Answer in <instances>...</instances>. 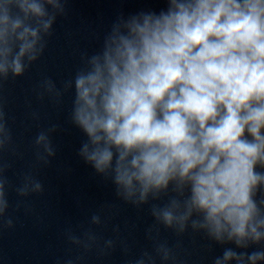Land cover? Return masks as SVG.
I'll use <instances>...</instances> for the list:
<instances>
[{
    "label": "clouds",
    "instance_id": "obj_1",
    "mask_svg": "<svg viewBox=\"0 0 264 264\" xmlns=\"http://www.w3.org/2000/svg\"><path fill=\"white\" fill-rule=\"evenodd\" d=\"M29 14L44 16L43 5L0 4V73L18 75L22 57L35 59ZM124 26L75 78L73 119L94 146L86 143L82 155L103 172L115 148V182L128 195L139 185L143 200L175 181L190 191L181 220L195 210L217 239L260 240L264 219L253 197L264 183L255 170L264 166V0H168L166 10ZM13 36L23 43L9 62ZM161 214L171 224L172 211Z\"/></svg>",
    "mask_w": 264,
    "mask_h": 264
},
{
    "label": "water",
    "instance_id": "obj_2",
    "mask_svg": "<svg viewBox=\"0 0 264 264\" xmlns=\"http://www.w3.org/2000/svg\"><path fill=\"white\" fill-rule=\"evenodd\" d=\"M38 2L45 15L24 21L37 30L28 37L36 40L35 59L22 57L18 75L10 67L0 73V264H264L249 259L264 253V235L238 244L201 227L203 213L180 219L188 186L181 191L170 181L142 200L139 185L128 195L116 184L115 148L103 172L82 155L86 143L89 151L94 146L73 119L77 74L114 27L126 33L132 16L166 10L168 0ZM21 43L12 37L9 62ZM253 198L257 220L264 219V183ZM165 209L172 211L171 224L162 217ZM257 230L264 234V226ZM227 251L236 255L225 259Z\"/></svg>",
    "mask_w": 264,
    "mask_h": 264
}]
</instances>
